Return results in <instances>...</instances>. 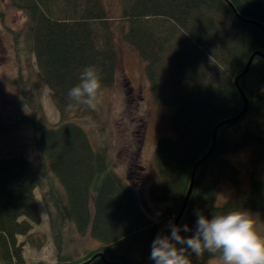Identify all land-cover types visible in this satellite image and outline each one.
Returning a JSON list of instances; mask_svg holds the SVG:
<instances>
[{"label": "trees", "instance_id": "trees-1", "mask_svg": "<svg viewBox=\"0 0 264 264\" xmlns=\"http://www.w3.org/2000/svg\"><path fill=\"white\" fill-rule=\"evenodd\" d=\"M1 1L26 18L23 31H11L18 75L32 58L37 72L32 87L23 91L29 109L23 122L32 128L33 152L0 157V264H27L19 238L42 246L31 234L41 223L36 191L49 217L56 264H85L97 256L90 264H154L151 244L158 234H170L167 226L179 218L202 161L179 226L194 230L196 211L209 219L231 210L264 216V183L256 173L250 189L236 199L220 196L224 188L240 189L230 155L252 149L255 170L264 163V59L256 56L236 84L251 58L264 55V0H117L120 36L144 65L154 105L163 107L172 133L160 140L154 155L159 179L149 196L160 213L157 222L145 214L138 194L145 180L137 165L145 122L137 120L129 140L138 146L127 149L139 175L134 186L117 174L105 145L94 148L84 130L101 125L99 102L95 109L67 107V93L86 66L100 70L103 93L119 85L116 30L104 0ZM41 88L50 91L59 111L56 125L46 121ZM125 88L136 104L128 82ZM245 99L248 109L235 120ZM225 122L210 154L216 129ZM72 235L89 236L99 246L75 258L66 248ZM191 259L206 264L219 256Z\"/></svg>", "mask_w": 264, "mask_h": 264}, {"label": "rangeland", "instance_id": "rangeland-1", "mask_svg": "<svg viewBox=\"0 0 264 264\" xmlns=\"http://www.w3.org/2000/svg\"><path fill=\"white\" fill-rule=\"evenodd\" d=\"M104 3L109 19L116 30L115 42L119 53L121 78L118 86L104 92L100 98L96 113L101 118V125L92 129L86 127L84 130L94 148L105 145L103 148L107 149L117 174L130 184L139 186L137 185L139 177L137 168L131 166L135 161L130 160L131 152H127V149L132 143L138 146L136 141L129 140L134 136V133L130 132L136 127L137 120L145 122V138L139 163L137 162V165L145 170V180L139 187L138 194L145 214L153 222H157L160 213L150 201L149 196L151 188L159 179L154 165V155L160 140L171 137L172 133L163 107L154 105L150 85L144 75V65L120 36L121 8L117 0H104ZM25 24L26 18L22 13L0 0V157H7L21 151L33 152L32 128L27 122H23L29 117H26L29 109L24 104L23 91L32 87V80L35 79L37 69L32 58L28 70L25 69V64L22 76L18 75L11 36V31H23ZM126 82L137 97L136 104L128 100L126 96ZM39 101L46 121L51 125L58 124L60 114L47 88L39 90ZM103 128L107 129V132L101 133ZM252 156L253 150L247 149L228 157L231 164L240 172V189L238 191L230 187L224 188L220 195L222 200L236 199L241 192L248 191L255 173L256 180L264 183V163L255 170L251 164ZM132 167L134 168L131 172ZM36 197L39 202L41 223L34 227L31 234L34 243L42 246L40 249L32 247L27 238H19V241L25 245L24 257L27 264H56V250L51 237L49 217L40 191H36ZM250 213L257 222L258 231L264 235V216ZM98 246L89 236L81 238L72 235L66 248L75 258H82L85 253L96 250ZM206 264H220V260L213 259Z\"/></svg>", "mask_w": 264, "mask_h": 264}, {"label": "clouds", "instance_id": "clouds-1", "mask_svg": "<svg viewBox=\"0 0 264 264\" xmlns=\"http://www.w3.org/2000/svg\"><path fill=\"white\" fill-rule=\"evenodd\" d=\"M69 110L79 105L95 109L103 95L100 70L86 66L79 83L69 89ZM193 230L187 224H168L170 234H158L151 244L150 259L154 264H192L191 256L218 254L220 264H264V235L257 229L254 216L247 210L214 214L211 219L196 211ZM181 232H192L183 236Z\"/></svg>", "mask_w": 264, "mask_h": 264}, {"label": "water", "instance_id": "water-1", "mask_svg": "<svg viewBox=\"0 0 264 264\" xmlns=\"http://www.w3.org/2000/svg\"><path fill=\"white\" fill-rule=\"evenodd\" d=\"M257 25H258V24H257ZM258 26H259V25H258ZM256 56H259V57H261V58L264 59V55L261 54V53H258V54H256V55H254V56L251 58V60L249 61L248 65H247V68H246L245 72L243 73V75H242V76L236 81V84H237V85H238V81L248 73V71H249V69H250V67H251V65H252V63H253V60H254V58H255ZM245 103H246V106H245V110H244V112L242 113V115H240V116H239L237 119H235V120H238L239 118H241V117L246 113V111H247V109H248V101H247L246 99H245ZM235 120H234V121H235ZM228 123H229V122H225V123L221 124V125L216 129V132H215V135H214V143H213L212 149H211V151H210V154H212L213 151H214V149H215V145H216V133H217V130H218L219 128H221V127L227 125ZM210 154H209V155H210ZM206 158H207V157H206ZM206 158H205L204 160H206ZM202 162H203V161H202ZM202 162H201V163H202ZM201 163H199V164H201ZM199 164L197 165V167L199 166ZM197 167H196V169H197ZM196 169H195V171H194V173H193V176H192V181H191L190 189H189L188 195H187V197H186V200H185V204H184L183 210H182V212H181L179 218L177 219V221H176V223H175L176 225L179 224V221H180V219L182 218V216H183V214H184V211H185V209H186L187 203H188V201H189V199H190V197H191V195H192L193 187H194V180H195ZM97 257H98V256H97ZM97 257H94L90 262L85 263V264H90V263H91L92 261H94ZM99 257H102V256L99 255Z\"/></svg>", "mask_w": 264, "mask_h": 264}]
</instances>
